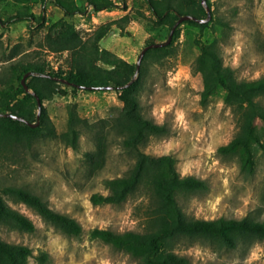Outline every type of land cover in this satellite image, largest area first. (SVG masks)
I'll use <instances>...</instances> for the list:
<instances>
[{"label": "rangeland", "instance_id": "rangeland-1", "mask_svg": "<svg viewBox=\"0 0 264 264\" xmlns=\"http://www.w3.org/2000/svg\"><path fill=\"white\" fill-rule=\"evenodd\" d=\"M116 7L104 12L72 17L83 37L99 25L126 14L130 21L123 31L115 28L102 46L111 48L122 58L136 63L148 39L164 42L168 28L156 26L141 0H113ZM211 22L205 37L214 38L225 66L235 70L239 79H257L264 75V0H210ZM141 13H145L142 15ZM24 17L12 21V16ZM45 17L41 26L32 16ZM63 16L60 8L38 0L16 3L0 0V71L19 59L46 60L60 67L67 52L52 53L43 46L48 23ZM10 21V22H9ZM215 28L214 30L212 28ZM198 29L187 24L174 42V52L162 60L145 63L139 93L141 112L157 123L165 124L168 133L151 136L144 145L146 152L174 154L181 175H194L208 184L205 192L179 194L178 201L189 218L216 219L249 217L264 221V150L256 149L257 168L248 175L240 170L235 155H222L218 147L228 143L238 131L237 117L218 89L201 103L202 79L195 71L199 48L193 39ZM13 55V57H11ZM60 64V66H59ZM69 96H55L45 101L56 131L68 128V105L73 102L89 126L80 125L79 149L68 146L61 138L36 141L30 149L21 148L16 160H0V187L23 186L40 195L54 210L77 219L83 226L79 236L68 235L45 221L32 208L6 198L8 204L25 214L35 224L32 233L10 230L0 225V238L23 244L33 250L28 264H38L36 256L47 252L46 264H138L123 250L100 239H92L94 228L115 232L144 231L149 194L146 189L132 194L121 204L95 205L94 193L107 194L103 181L127 174L134 157L121 145V137L106 128V156L95 171L85 160L86 152L97 148L102 120L116 117L123 105L114 90H77L67 87ZM264 103V96L260 98ZM175 251L195 264H264V241H241L236 248L219 247L204 240H180Z\"/></svg>", "mask_w": 264, "mask_h": 264}, {"label": "trees", "instance_id": "trees-1", "mask_svg": "<svg viewBox=\"0 0 264 264\" xmlns=\"http://www.w3.org/2000/svg\"><path fill=\"white\" fill-rule=\"evenodd\" d=\"M13 1L24 4L30 0ZM38 1L43 9L50 2L63 12L61 18L47 24L42 46L49 52H67V55L63 65L59 64L60 67L51 66L46 60L19 59L0 71V160L6 158L15 161L16 151L21 148L30 149L36 141L45 138H61L68 146L78 150L80 125L89 124L79 115L76 103L68 105L67 130L58 133L44 102L53 100L57 95L69 96L67 87L75 93L77 90L93 91L98 87L110 86L117 92L123 105L116 117L102 120L97 148L94 152H86L85 160L92 171L103 166L107 139L105 131L108 128L121 137V145L133 155L135 161L127 174L105 179L103 183L108 193H94L91 201L95 205L121 204L132 194L146 189L149 194L147 223L144 231L115 232L94 228L89 233L90 237L126 251L138 260V264H195L175 251L176 244L183 239L204 240L229 249L236 248L245 240L264 241V221L249 217H187L178 201V195L205 192L208 184L194 175H181L177 168L178 159L174 154L158 155L144 149L151 136L168 133L165 124L157 123L141 112L139 93L145 63L171 55L174 52V42L180 37L181 26L187 24L198 29L193 42L199 48L195 71L202 79L201 103L206 104L218 89H222L225 103L237 117L238 131L228 143L218 147V152L237 156L243 173H255L256 149L264 150V103L260 101L264 96V75L252 80L239 79L232 67L223 64L215 39L205 37L207 28L215 19L206 23L195 20L180 23L171 43L147 50L137 79L128 87L118 89L132 80L137 63L127 61L103 47L102 41L115 28L123 31L130 16L126 14L103 23L85 38L72 17L88 14V8L98 12L116 7L113 0ZM207 2L211 7V1ZM140 3L149 11L156 26L168 28V34L182 15L189 14L197 18L207 16L201 0H141ZM22 17L24 15L19 14L9 20ZM31 18L36 19L41 26L46 23L43 15ZM3 24L0 17V25ZM152 43L159 42L150 38L146 46ZM28 72L31 74L26 78V84L32 92L27 91L22 84V78ZM37 97L43 103L39 120ZM3 114L17 115L24 121ZM37 121L38 126L30 125ZM4 196L32 208L45 221L68 235L79 236L83 233V226L77 219L54 210L40 195L16 185L0 187V225L10 230L32 233L36 227L29 217L12 208ZM32 256L33 250L29 246L9 243L0 238V264H28ZM36 260L38 264H46L49 255L42 251L36 256Z\"/></svg>", "mask_w": 264, "mask_h": 264}, {"label": "water", "instance_id": "water-1", "mask_svg": "<svg viewBox=\"0 0 264 264\" xmlns=\"http://www.w3.org/2000/svg\"><path fill=\"white\" fill-rule=\"evenodd\" d=\"M201 3L202 5L205 7L206 9V12H207V16L205 18H197L193 15H182L179 17V20L175 23V25L173 26V28L171 29L170 33H169V36H168V39L164 42H159V43H152V44H149L147 46H145L139 57H138V60H137V68H136V72H135V75L134 77L132 78V80L122 86V87H119L118 89H122V88H125V87H128L131 83H133L138 75H139V71H140V68H141V64H142V61H143V58H144V55L145 53L147 52V50H149L150 48H153V47H163V46H167L168 44L171 43L172 39H173V35H174V32H175V29L178 27V25L180 23H182L183 21H186V20H195L199 23H206V22H209L211 20V17H212V13H211V7L209 6L207 0H201ZM31 74V72H28L26 73V75H24V77L22 78V84L25 86V88L27 89V91H30L32 92L27 84H26V78ZM96 90H113V87H110V86H107V87H103V88H95ZM37 103H38V112H37V117H38V120L40 118V113H41V109H42V106H43V103L41 101V99L39 97H37ZM3 115H9L10 117L14 118V119H18V120H22L24 121V119L22 117H19L17 115H13V114H3ZM31 126H38L39 125V121L35 122V123H30Z\"/></svg>", "mask_w": 264, "mask_h": 264}, {"label": "crops", "instance_id": "crops-1", "mask_svg": "<svg viewBox=\"0 0 264 264\" xmlns=\"http://www.w3.org/2000/svg\"><path fill=\"white\" fill-rule=\"evenodd\" d=\"M102 12H104V10H103ZM108 49H110V50H111V48H108Z\"/></svg>", "mask_w": 264, "mask_h": 264}, {"label": "built area", "instance_id": "built-area-1", "mask_svg": "<svg viewBox=\"0 0 264 264\" xmlns=\"http://www.w3.org/2000/svg\"><path fill=\"white\" fill-rule=\"evenodd\" d=\"M103 11V10H102Z\"/></svg>", "mask_w": 264, "mask_h": 264}]
</instances>
